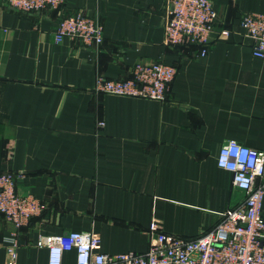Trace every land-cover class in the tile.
<instances>
[{
  "label": "crops",
  "instance_id": "obj_1",
  "mask_svg": "<svg viewBox=\"0 0 264 264\" xmlns=\"http://www.w3.org/2000/svg\"><path fill=\"white\" fill-rule=\"evenodd\" d=\"M213 3L200 57L165 44L168 0H66L31 13L0 0V173L45 204L21 229L0 216V264H48L47 238L70 232L98 235V252L146 253L155 221L195 238L245 201L217 158L231 139L264 152V60L240 25L264 14V0ZM82 9L103 23L104 43H57L60 21ZM157 62L178 69L166 103L94 89ZM63 264H77L76 252Z\"/></svg>",
  "mask_w": 264,
  "mask_h": 264
},
{
  "label": "built area",
  "instance_id": "obj_2",
  "mask_svg": "<svg viewBox=\"0 0 264 264\" xmlns=\"http://www.w3.org/2000/svg\"><path fill=\"white\" fill-rule=\"evenodd\" d=\"M2 3L10 10L31 13L61 9L66 0H2ZM167 16L165 44L173 49L196 46L200 48L199 56L205 57L218 18L213 0H168ZM240 25L252 39L253 56L264 60V14H246ZM103 32V23L82 9L60 21L55 40L61 43L69 38L87 47H99L104 43ZM177 74V67L165 63H136L131 78L109 80L101 76L94 89L105 95L166 103ZM217 163L232 173L235 187L246 193V199L228 211L212 230L195 238H184L162 231L155 221L149 229L152 242L146 253L98 252L101 239L94 233L50 236L46 242L48 264H63L64 255L71 251L76 252L77 264H264V152L231 139L220 149ZM17 180L14 173H0V216L21 229L41 215L45 204L34 195H20Z\"/></svg>",
  "mask_w": 264,
  "mask_h": 264
}]
</instances>
